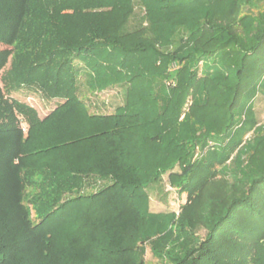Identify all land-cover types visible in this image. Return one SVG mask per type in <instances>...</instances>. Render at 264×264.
<instances>
[{
	"label": "trees",
	"instance_id": "16d2710c",
	"mask_svg": "<svg viewBox=\"0 0 264 264\" xmlns=\"http://www.w3.org/2000/svg\"><path fill=\"white\" fill-rule=\"evenodd\" d=\"M240 10L0 0V264H150L146 243L161 264H264V132L242 119L264 89V21ZM82 70L94 93L122 90L114 112L91 110ZM21 86L60 101L41 117ZM165 173L188 196L178 216L150 210Z\"/></svg>",
	"mask_w": 264,
	"mask_h": 264
},
{
	"label": "rangeland",
	"instance_id": "374dc122",
	"mask_svg": "<svg viewBox=\"0 0 264 264\" xmlns=\"http://www.w3.org/2000/svg\"><path fill=\"white\" fill-rule=\"evenodd\" d=\"M240 12L243 16H249L251 21L257 24V22L264 21V0H240ZM144 9L138 5L134 15L132 16L129 28H135L140 25L146 24L144 21ZM144 23V24H143ZM5 47L0 44V49ZM216 63L213 62V66ZM80 83V95L89 102L91 110L100 111L104 113L114 112L115 108L123 103V92L119 88H106L101 90L99 93H94L89 89L88 77L84 70L79 74ZM11 97L26 102L37 109L39 115L44 117L49 113L56 104L60 101L59 99H49L43 95L39 90L28 86H21L19 89L13 90ZM250 111L244 110L242 119L249 117L250 113L254 115L257 121V127H262L264 132V89H258L255 93L252 101L249 102ZM24 131H27V125ZM239 130V129H238ZM261 133V132H259ZM255 135V129L248 131L243 136V144L251 140ZM209 142V145H212ZM200 150V149H199ZM234 155V154H233ZM229 162V161H228ZM179 166L174 168V171H179ZM231 181V179H230ZM103 181L97 180L90 184H86L81 192L90 193L97 191L98 188L104 185ZM150 193V210L153 212H174L178 216L182 209V204L188 202V196L186 193H180L171 184L168 178V173L164 174L163 180L157 181L151 184L148 188ZM35 220V215L33 213ZM206 233L205 228L199 230L200 235ZM146 247L145 260L150 264H161L162 260L156 257L152 250L150 243L144 244Z\"/></svg>",
	"mask_w": 264,
	"mask_h": 264
},
{
	"label": "built area",
	"instance_id": "2783aa9c",
	"mask_svg": "<svg viewBox=\"0 0 264 264\" xmlns=\"http://www.w3.org/2000/svg\"><path fill=\"white\" fill-rule=\"evenodd\" d=\"M23 129H26V126L25 125H23Z\"/></svg>",
	"mask_w": 264,
	"mask_h": 264
}]
</instances>
